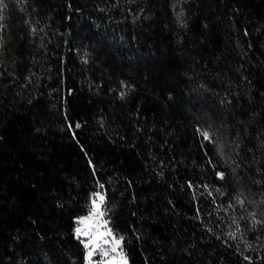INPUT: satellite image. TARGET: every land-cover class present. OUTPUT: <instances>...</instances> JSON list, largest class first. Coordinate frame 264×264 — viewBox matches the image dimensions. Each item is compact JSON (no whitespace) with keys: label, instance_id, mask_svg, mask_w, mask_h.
<instances>
[{"label":"trees","instance_id":"1","mask_svg":"<svg viewBox=\"0 0 264 264\" xmlns=\"http://www.w3.org/2000/svg\"><path fill=\"white\" fill-rule=\"evenodd\" d=\"M99 192L128 264H264V0H0V264Z\"/></svg>","mask_w":264,"mask_h":264},{"label":"rangeland","instance_id":"2","mask_svg":"<svg viewBox=\"0 0 264 264\" xmlns=\"http://www.w3.org/2000/svg\"><path fill=\"white\" fill-rule=\"evenodd\" d=\"M96 194L94 195L93 199H96L97 204L100 206L99 211L103 212V216L94 215L93 218L88 222L87 226L81 223L82 218L92 215L93 213V204H92L91 211L87 215H84L79 219V225L77 227V228H82L84 230H90L91 233L89 236L80 235L86 247V262L87 264H111V262H113L114 259V264H123V260H126L128 264L129 260L123 250L122 240L111 230V228L108 225V221L105 218L104 209H103L104 199L101 202L99 198L96 196ZM99 194L104 197L102 193L99 192ZM105 221L107 223H105ZM109 230L111 231L112 236H104L102 239H99L97 243H99L100 247L97 248L95 244L87 245V242L93 238V235L98 233H106ZM113 238L117 240H121V244L119 246H116L115 251L112 250L114 247ZM105 239L108 240L109 243H104ZM90 251L92 252L91 258H89L88 255ZM104 251L108 252V256L103 255Z\"/></svg>","mask_w":264,"mask_h":264},{"label":"snow or ice","instance_id":"3","mask_svg":"<svg viewBox=\"0 0 264 264\" xmlns=\"http://www.w3.org/2000/svg\"><path fill=\"white\" fill-rule=\"evenodd\" d=\"M78 126L79 125H77V127ZM96 196L99 198V200L101 202L103 201L104 197L101 196L99 193H97ZM92 204H93V213H92V215H90L88 217H84V218L81 219V223L86 225V226L88 225V222L93 218L94 215L103 216V212L99 211L100 206L97 204L96 199H93ZM105 223H107V222L105 221ZM76 232H77L78 235H83V236H89L91 234L90 230H84L82 228H77ZM104 236H112L111 231L109 230L106 233H98V234L93 235V238L87 242V245L95 244V246L97 248L100 247V245H99V243H97V241L99 239H102ZM113 240H114V247H113L112 250L115 251L116 250V246H119L121 244L122 238H121V240H117V239L113 238ZM104 243H109V241L105 239ZM88 255H89V258H91L92 252L90 251L88 253ZM103 255L104 256H108V252L104 251ZM111 264H114V259H113V262H111ZM123 264H127V261L123 260Z\"/></svg>","mask_w":264,"mask_h":264}]
</instances>
